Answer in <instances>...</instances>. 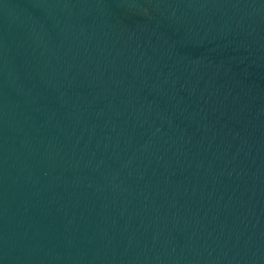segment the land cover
Here are the masks:
<instances>
[{
	"label": "water",
	"instance_id": "1",
	"mask_svg": "<svg viewBox=\"0 0 264 264\" xmlns=\"http://www.w3.org/2000/svg\"><path fill=\"white\" fill-rule=\"evenodd\" d=\"M0 264H264V0H0Z\"/></svg>",
	"mask_w": 264,
	"mask_h": 264
}]
</instances>
